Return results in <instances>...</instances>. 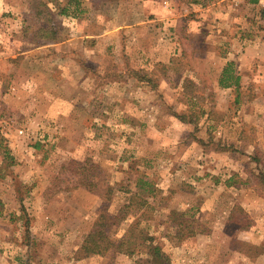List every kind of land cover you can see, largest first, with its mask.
<instances>
[{"label":"rangeland","instance_id":"obj_1","mask_svg":"<svg viewBox=\"0 0 264 264\" xmlns=\"http://www.w3.org/2000/svg\"><path fill=\"white\" fill-rule=\"evenodd\" d=\"M69 1L0 0V264L147 261L145 250L81 251L100 213L125 206L114 241L136 225L170 264H264V134L251 92L226 99L222 64L208 60V72L196 58L212 49L205 12L219 0H71L62 14ZM242 9L247 32L254 13ZM131 38L162 61H132ZM138 177L155 191L137 194Z\"/></svg>","mask_w":264,"mask_h":264},{"label":"crops","instance_id":"obj_2","mask_svg":"<svg viewBox=\"0 0 264 264\" xmlns=\"http://www.w3.org/2000/svg\"><path fill=\"white\" fill-rule=\"evenodd\" d=\"M240 1H244L242 4L245 7L251 6L254 13V18L249 22L250 28L247 32L243 31L245 23L242 22L244 14L241 13L243 6ZM232 3L233 6L231 7ZM150 5L148 3L146 7ZM148 11V13H153L154 9H148ZM205 14L210 18L209 22L212 19L216 21V25L210 23L204 39L206 45L212 49L205 50L202 55L196 54V58H202V64L204 67L207 66L208 72L211 70L208 60H218L222 64L217 72L219 81L223 70L228 68V64H232V71L235 76L239 77V84L225 87L220 85L218 81V90L224 97H227L226 99H233L234 103L242 101L241 92L243 89L251 92L249 96L251 101L247 105L251 106L250 112L254 114L253 122L256 124V133L259 139V136L264 134V132H260V124L264 123V9L259 5V0H219L209 4ZM130 26L128 24L127 27L131 30L126 29L129 30L130 34L131 32L135 33ZM141 27V24H137L136 29ZM128 42L134 46L136 52L132 61H147V64L152 65V67L159 63L157 61H162L159 57L155 60V57L159 55L158 53L152 54V57L149 58L144 50L136 49V46H141L140 38H138V42L132 38ZM148 59H150L149 62ZM143 67L139 66L136 69L142 70ZM245 78H250L248 85L247 79L244 80ZM120 84L118 83L119 86H121ZM122 84L126 83L122 82ZM145 87L140 85V89H145ZM232 91L235 92L234 98H231L230 95ZM235 186L237 185H230V188L236 189Z\"/></svg>","mask_w":264,"mask_h":264},{"label":"trees","instance_id":"obj_3","mask_svg":"<svg viewBox=\"0 0 264 264\" xmlns=\"http://www.w3.org/2000/svg\"><path fill=\"white\" fill-rule=\"evenodd\" d=\"M76 2V0H75ZM77 3V2H76ZM69 7H71V0L68 2L67 6L62 7L61 13L68 14L70 12ZM44 32L46 36L47 33L51 31L45 27ZM136 75L138 74L135 73ZM143 78H140V80ZM220 85L228 87L231 85H238L239 84V77L235 76L232 71V64H228V68L226 67L223 70L221 75ZM193 82L192 79L185 78L183 82V92L184 94L187 92L192 93L193 91ZM188 93V94H189ZM136 186L138 187L139 191L137 194L141 193H152L154 190L153 183L143 177H138L136 181ZM146 200H141L138 204L144 205L146 204ZM127 207V206H125ZM125 207L119 210L117 215L110 214L108 211H102L98 216L97 220L95 221L92 230L85 236L83 244L81 246V251L84 252L85 256H89L92 254H100L105 252L110 248H114L119 252L127 254L129 256H133L136 253H140L142 251H146L147 254L150 256V259L147 261L143 260H136L135 264H170L169 259L166 255H164L161 251L159 245L154 243V238L144 235L143 233H139V235H135L136 232V225H132L128 228V232L125 236L117 241H114L110 237V229L111 226L122 221L124 217L127 216V212L125 211ZM125 211V212H124ZM171 216H174L172 220L174 223L177 220V217H180L182 221L178 222V226H181L182 223H186L189 229V235L192 236L193 233L196 231V227L193 223L189 222L183 212L179 211H171ZM176 217V218H175ZM178 221V220H177ZM176 228L177 234L179 237H182L181 228L174 226ZM247 228V226L243 227Z\"/></svg>","mask_w":264,"mask_h":264},{"label":"built area","instance_id":"obj_4","mask_svg":"<svg viewBox=\"0 0 264 264\" xmlns=\"http://www.w3.org/2000/svg\"><path fill=\"white\" fill-rule=\"evenodd\" d=\"M259 5L261 6L262 9H264V0H259Z\"/></svg>","mask_w":264,"mask_h":264}]
</instances>
